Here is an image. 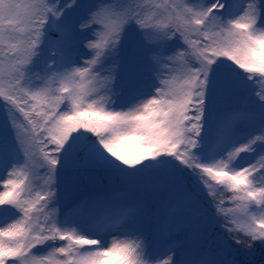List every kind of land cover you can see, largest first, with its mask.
Returning a JSON list of instances; mask_svg holds the SVG:
<instances>
[{"label": "snow or ice", "instance_id": "1", "mask_svg": "<svg viewBox=\"0 0 264 264\" xmlns=\"http://www.w3.org/2000/svg\"><path fill=\"white\" fill-rule=\"evenodd\" d=\"M258 248L264 0H0V264Z\"/></svg>", "mask_w": 264, "mask_h": 264}, {"label": "trees", "instance_id": "2", "mask_svg": "<svg viewBox=\"0 0 264 264\" xmlns=\"http://www.w3.org/2000/svg\"><path fill=\"white\" fill-rule=\"evenodd\" d=\"M238 259H246L242 256H238ZM248 259V264H264V250L262 249H257L256 253L250 257L247 258Z\"/></svg>", "mask_w": 264, "mask_h": 264}]
</instances>
